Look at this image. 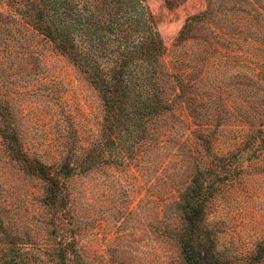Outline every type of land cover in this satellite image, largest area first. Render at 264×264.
Wrapping results in <instances>:
<instances>
[{
	"label": "rangeland",
	"instance_id": "obj_1",
	"mask_svg": "<svg viewBox=\"0 0 264 264\" xmlns=\"http://www.w3.org/2000/svg\"><path fill=\"white\" fill-rule=\"evenodd\" d=\"M205 3L0 0V245L31 264H183L176 204L206 165V134L217 158L243 163L207 205L211 252L218 264H264V146L252 153L244 137L264 77L250 79L245 41L225 44L200 21L183 30ZM252 43L264 61V41ZM114 86L113 120L102 95ZM10 140L47 166L89 156L64 180L65 209L45 202V181Z\"/></svg>",
	"mask_w": 264,
	"mask_h": 264
},
{
	"label": "trees",
	"instance_id": "obj_2",
	"mask_svg": "<svg viewBox=\"0 0 264 264\" xmlns=\"http://www.w3.org/2000/svg\"><path fill=\"white\" fill-rule=\"evenodd\" d=\"M239 1L246 2L247 5L253 7L255 12H247L238 3ZM243 6L245 7V5ZM258 6L264 8V0H206L205 9L198 16L187 18L183 29L188 32L193 23L200 21L211 30V33L217 37L216 39L225 41V44H227V41H245L243 50L246 53H244V57H248L243 59V62L248 65V62L245 61H251L250 65H248V74H250V79L256 85L259 84L258 79L260 80L264 77V61L261 62L256 57L252 59V55L257 54L251 52L255 45L252 41H264V10L260 11ZM228 53L230 54V51ZM114 87L109 93H103L104 95H102L105 102V113L113 120L119 117V110L115 102L118 100L119 95H122V91L117 86ZM99 88L101 90L105 89L107 92L110 90L106 85L102 88L101 84ZM184 94L185 91H183V97ZM179 95L180 93L176 94V96ZM164 102L169 104L167 99ZM183 102L185 104L188 103L191 107L193 104L194 107V102L190 98ZM247 104L251 105L255 111L253 115L249 113V121H247L248 131L244 136L247 138L245 143L249 145V148L252 147V153L257 154L264 146V100L261 99L260 102L249 98ZM196 114L200 118L201 114L198 110ZM198 125L202 130L204 129L203 125H200V123ZM201 139L209 158L203 168L199 166L194 171L188 185L183 190V202L179 201L176 204L183 219V231L180 239L183 264H218L211 252L213 246L209 233L204 228L205 216L208 214L207 205L213 200L214 195L221 191L224 184L233 180L234 176L243 170V163L239 165L236 163L232 165L231 163V158L235 157L234 151L227 156L217 158V155L210 151V137L203 134ZM8 145L11 154L17 159L23 169L30 171L33 175L45 181V202L61 211L65 209L67 193L63 189L64 180L85 169L90 164L91 159H89V156L84 155L71 161V158L64 154L58 163L47 166L40 161L29 160L27 154L22 151L18 143L10 140ZM51 166H54V170L49 171ZM14 247V242L12 241L0 245V257L6 258L8 262L13 264H21V260L26 264L33 262V256L21 255ZM60 248L57 257L64 262L67 247L61 246Z\"/></svg>",
	"mask_w": 264,
	"mask_h": 264
}]
</instances>
